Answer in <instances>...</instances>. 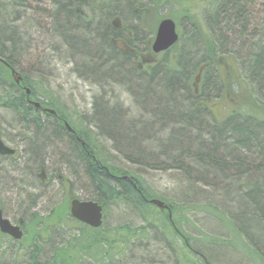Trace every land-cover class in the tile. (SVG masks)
Masks as SVG:
<instances>
[{
	"label": "trees",
	"instance_id": "1",
	"mask_svg": "<svg viewBox=\"0 0 264 264\" xmlns=\"http://www.w3.org/2000/svg\"><path fill=\"white\" fill-rule=\"evenodd\" d=\"M19 1L25 13L27 10L34 11L28 2L30 0H12L10 4H19ZM82 1L84 0H49L47 6L52 13L47 8L38 10L37 13L55 22L56 35L67 41L63 45H67L78 60L86 62L92 76L104 75L102 69L107 68L110 74L106 76L115 79V83L121 87H128L134 101L139 103L138 105L136 102L137 107L153 118L150 123L137 124L134 121L133 125L125 118L118 105H111L102 98H97L93 116L87 122L88 126L94 124L98 129V136H106L119 150L128 153L137 164L156 159L142 151V144L147 143L148 149L159 151L161 158L169 162L164 170H180L182 188L192 190L196 184H209L212 185L214 193L223 190L222 195L219 194V201L227 203L233 212L236 211V197H243L247 207L243 210L237 209V216L243 218L244 215L249 221L248 225L258 229L257 237L251 238L256 239L261 248L263 247L262 252H258L257 246V251L250 247L249 255L259 260L261 254V259H264V98L261 101L263 103H259L256 98V95L264 97V0L260 1L258 16L253 8L256 5L255 0H207V7L205 0H202L199 2V19L188 12L181 19L179 10L183 8L182 0H144L148 4L145 6L149 15L146 19L143 11L139 10L140 7L135 8V3L141 0H111L105 12H91L90 17L84 19L74 9V5H81ZM166 4L172 10L171 15L161 12ZM117 11L121 13L125 24L133 21L137 23L138 29H144H141L139 35L136 31L135 37L121 38L126 42L129 51L121 50L105 35L108 32L107 18ZM95 15L100 16V20L99 25L93 28ZM165 16L173 18L179 26L182 21H187L191 25L190 30L185 32L182 28L185 33L180 34L172 47L160 53L165 54L162 59L148 60L149 56H155L151 51L153 36L149 28L155 30L158 22ZM74 19L86 25L84 31L94 40L90 38L84 41L79 34H71L82 29L81 26L72 25L71 21ZM149 19L154 21L149 22ZM6 22L2 20L0 26V42L14 37V30L5 26ZM7 32H10V36L6 35ZM1 46L0 43V106L18 118L17 125L22 132L31 134L25 140L29 145L25 167L14 168L12 172L18 173L19 179L23 176H38L37 172L40 173V169L44 168V157H48L45 146L54 147L60 167L67 170L69 175L79 174L85 180L83 188L92 197L86 200L96 201L104 208L110 204L128 206L139 213L143 225L138 228L127 227L130 236L123 243L124 251L123 247L118 250L115 249V235L109 237V234L99 228L89 229L75 220L71 225V218L65 215V203L56 204L50 209L48 216L35 213L33 221L30 220L38 224H32L35 227L30 236V246L36 249H32L31 256L25 257L28 255L26 246L12 248V244H18L11 242V256L9 258L4 255L2 250L0 264H74L69 258L73 254H69L72 247L76 245L81 255L90 244L98 247L99 255L90 251L86 255L95 259L98 264H111L113 256L117 257L115 264H123V261H118V257L125 252L131 239L137 236V231L142 232L141 237H144V233L151 228L159 234L158 238L152 239L154 252L140 249L144 255L138 256V262L129 261L125 264H139V261L140 264H168L169 261H173V264H213L203 250L194 248V238L183 230V221L180 220L183 213L197 209L206 210L210 205L187 204L179 207L162 200L169 210H150V207L156 206L149 200L157 195L148 191L135 174L107 162L105 153L96 141L91 140L92 132L88 130L90 127L81 128L71 124L59 103L54 99L46 100V96L43 101L40 100V105L53 109L56 114L43 113L52 116L50 124L41 120L42 113L32 103H28L27 95L23 91L24 86H27L32 89V95L28 98L34 99L36 96L30 79L17 74L21 76V80L15 82L10 69L18 72L10 58L4 55L5 51ZM104 50L115 61H128L132 67L125 69L121 63L118 67H107L100 63L99 61L103 62L102 57L106 56ZM170 53L172 55L168 56ZM118 56L119 59L116 58ZM94 58L97 63H94ZM136 71L144 72V77L138 78V83L134 84L132 79ZM118 75L122 78H118ZM155 89L160 95L156 94ZM230 91L235 92L232 96L233 102L223 106L228 111L224 116H216L212 109L213 102H219L223 96L230 97ZM63 120L68 122L74 132L70 133L66 129ZM47 134H50L51 139L45 138ZM77 137L84 141L85 148L81 147ZM59 146L62 147L61 151ZM256 162L259 164L256 165ZM124 176L130 180L124 179ZM19 179L17 185L11 182L6 184L8 189L14 191L23 186V180ZM66 181L69 179L61 176L59 182L62 188H65ZM198 192L196 189V193ZM25 198L26 202L29 201V204L25 202L26 205L33 208L34 199H29L27 195ZM177 209L179 213L175 214ZM227 223L233 227L231 224L235 222L230 219ZM38 226L46 232L54 227L57 228V233L59 229L70 233L71 228L79 232L74 237L70 236L71 238L68 233L70 240L60 242L57 235L43 238L41 233H37L35 236L36 231L40 230ZM36 238H39L40 246ZM209 240L215 243L218 241ZM39 255L43 260H38Z\"/></svg>",
	"mask_w": 264,
	"mask_h": 264
},
{
	"label": "rangeland",
	"instance_id": "2",
	"mask_svg": "<svg viewBox=\"0 0 264 264\" xmlns=\"http://www.w3.org/2000/svg\"><path fill=\"white\" fill-rule=\"evenodd\" d=\"M11 1L12 0H0V26L2 24V20H4L7 21V24L4 23V25H7L9 29L14 30V37L0 42L2 45L1 47L5 51L4 55L10 58L12 65L18 74L25 75L30 79L31 84L33 85L32 87L36 92V96L40 100L43 101L44 96H46V100L48 101L51 99L57 101L60 109H62L68 116L70 123L81 128L88 126L87 122L88 119L90 120L93 116L94 103L97 98H102L103 101H106L111 105H118L121 111L124 112L125 118H127L133 125L134 121L137 122V124H145L153 121L152 117L143 113L137 107L138 101H134L135 99L131 95L128 87H121L115 83V79H111V77L106 76L110 74L109 71L106 70L107 68L102 69L105 73L104 75L98 74L92 76V72L90 68L86 66V62L82 59L78 60L73 52L69 50V47H67V45H63V42L67 43V41L56 35L54 31L56 28L55 22H53L51 18H46L44 15L42 16L37 13L38 10H42L43 8H47L52 13L50 7L47 6L49 4L46 1H40L41 3H38L36 0L28 1L34 11L31 12L27 10L26 13L20 6L21 1H19V4L14 5L10 4ZM260 1L261 0H255L256 5L253 7L257 16L260 10ZM98 2L93 0L89 1L88 6L86 5L85 8L88 14L91 12L93 14V12L96 11L105 12L104 10L107 9L108 5H102ZM207 2V0L204 2L206 7L209 6V3L207 4ZM139 3L142 2L140 1ZM170 9V7L165 6L161 9V12L169 13L171 15L172 10ZM93 19L97 22L100 20V16L95 15V18L93 17ZM153 21V19H149V22ZM71 22L74 27L81 26L83 29L74 31L71 34H79L78 36L84 39V41H86L85 39L88 40L90 38L91 40H94L91 35H87L86 31H84V28H86L84 23L77 22L76 19ZM180 26L185 32L190 30V24L187 21H182ZM249 30H251V28ZM9 34L10 32L6 33L7 36H10ZM104 52L106 53V56L102 57L103 62H99L106 64L107 67H118L119 63H121L123 67L125 66V69L132 67L130 66L131 64L129 65L128 61L125 63L121 62L122 59H119L120 56L116 57L119 60L115 61L107 54V50H104ZM9 54H11V56ZM164 55L160 53L155 54L154 58L153 56H149L148 60H160ZM170 55H172V53L168 56ZM95 62L97 63V59L94 63ZM82 65H85L84 68H82ZM85 69L87 70V73L84 72ZM89 72L91 74H89ZM117 77L122 78L120 75ZM141 77H144V72L136 71V73L133 74L132 82L137 84L138 78ZM131 89L133 91L135 90L132 86ZM155 92L157 95H160V92L156 89ZM233 92L230 91V97L223 96L219 102L216 101L217 103H210L213 106L212 109L215 111L216 116H224L226 114L228 108L223 106L225 103L230 104V102H233ZM256 98L259 103H263L261 102L264 98L263 96L256 95ZM141 107L143 108L144 106ZM41 116V120L45 123L50 124L53 120L52 116H47L43 113ZM17 120L18 118L9 110L0 106V131L5 133L4 135L6 138H10V142L11 139L16 138V143L19 145L18 149L21 152L20 158L23 162L21 168L23 169L25 167L27 159L26 152L28 151L29 145L25 141L26 138L20 142L18 140V136H22L25 133H23L21 127L17 125ZM93 125L94 124L88 126L90 127L88 130L92 132L91 140L92 142L96 141V144L103 151V153H105L107 162L135 174V176L142 181L148 191L152 193L154 192L157 195L156 198L161 199V201H170L173 205L179 207L187 204L210 205V207L206 210L197 209L188 213H183L180 220L183 221V230L194 238L192 241L194 248L198 251L203 250V253L209 256L213 264H264V259H261V254L259 257L257 256L260 258L259 260L257 258L253 259L250 257L252 255H249L251 248L254 250L258 248V252H262L263 247L261 248V245L256 241V239L253 240L254 237H257L258 229L248 225L249 221L244 218V215L243 218L240 215L239 217L237 216V209L243 210L247 207L245 206L247 203L243 197H236V211L233 212L227 203L219 201L221 198L219 194L222 195L223 190H220L218 193H214L212 185L209 184H196L192 190H187L184 187L182 188V186H180V170L172 168L164 170V168L168 165L166 163L169 162H166L163 158H161L162 156L159 155V151L156 152L151 148L148 149L147 143H144V145L142 144V151H146L152 158L155 157L156 159H148L145 160L146 163L141 161L137 164L131 159V157L128 156V153H124V151L119 150L115 146L114 142L109 141L106 136H98V129ZM168 131H164V133H167ZM26 135L27 138L28 136H31L30 133H27ZM45 138L51 139L50 134H47ZM64 139L65 141L67 140L66 137H64ZM48 146L49 145L45 146V148L47 147L46 153L48 157H44L45 160L43 161L45 174L47 175L44 183H40L37 175L32 174L33 176L31 178L29 176H23V187H21V189H23L24 193H0L1 196H8V198H5L7 201L4 203L6 213L13 214L15 216L16 212L19 211L18 205L16 204L17 198H20L21 203H23L21 209L25 214V224L22 245H25L28 248V255H25V257L31 256L30 252L32 249H36L35 247L30 246V236L35 227H33V225H38L36 224L37 222L32 223L30 221L32 220L34 214L39 213L41 215L48 216V213L50 209L53 208V205H62L64 203L65 210L68 211L69 199L66 198L65 200L64 198L65 195L62 192V186L59 182L61 176L67 177V179L72 182L74 190L73 195L75 197H79L80 199L92 198L90 192H85V180L79 174H77V176L74 174L72 176L69 175L67 170L60 167L59 161H57L56 158V153L54 152L55 148ZM59 148L61 151L62 147L59 146ZM15 162V164H11L14 165L15 168L17 167L19 169V161ZM258 164L259 163L256 162V165ZM12 170L11 177L6 178V183L10 184L9 182H11L14 185H17V181L19 179L18 173L16 174V172H12ZM242 182L244 181L242 180ZM6 187L7 186L5 184V188ZM196 189L199 190L198 193H196ZM26 195L29 199H34L35 206L33 208L26 205V203L29 204V201L26 202ZM29 195H31V197H29ZM231 198H233V195H231ZM150 208V210H155V212L160 209L157 205L156 208ZM177 210L178 211L175 210V214L179 213V209ZM134 211V209L132 210V208L122 204H110L104 208L105 215L103 224L99 230L109 234V237L113 235L117 237L115 249L120 250V248L124 246L123 243L125 240L129 238L130 234L127 227L138 228L143 225L141 216L139 213ZM212 211H216L217 214ZM175 214H173L174 217ZM65 215L67 216V214ZM230 219L235 222L231 224L234 228L227 223ZM38 228L40 230L36 231L35 236L37 233H41L43 238L57 235L60 242H67L69 232L66 233L65 231H62V229H59V233H57L56 227L50 228L47 232L39 226ZM71 230L72 231H70L69 237H74L79 232H77L75 228L74 230L71 228ZM148 230L149 231L144 233V237H141L143 234L142 232L137 231V236H134L133 239H131V243L127 249H125V252L118 257V261H123V264L128 263L129 261L137 263L140 259L138 256L140 254L144 255V252L140 251V249H147L154 252L155 247L152 246V244L154 245L152 239L158 238L159 234H156L157 230H154V228ZM239 236H241V239ZM251 236L253 238H251ZM36 239V242L40 246L41 242L39 238ZM206 239L208 240L207 242L204 241ZM209 239H217L218 241L215 243ZM129 241L130 239L127 242ZM71 242L73 243L74 240L72 239ZM210 244L212 246H210ZM156 245L158 246L157 242ZM17 246L18 245L14 244L11 245L12 248H17ZM72 249L74 250L71 252L76 256H69V258L73 263L98 264L95 259H92L88 254L86 255L87 251H90L92 254L99 255V249L97 246H93L92 244L86 246L83 252H81V255L80 252L77 251L78 249L76 245L73 246ZM24 250L25 248H23L22 251ZM11 252L12 250L10 251V249H5L4 255L10 258ZM71 252L69 251V254H71ZM41 259L43 260L41 255H39L38 260ZM116 259L117 257L113 256L111 264H115ZM65 261L69 262L68 260ZM140 263L141 262L139 261V264ZM168 264H173V261H169Z\"/></svg>",
	"mask_w": 264,
	"mask_h": 264
},
{
	"label": "flooded vegetation",
	"instance_id": "3",
	"mask_svg": "<svg viewBox=\"0 0 264 264\" xmlns=\"http://www.w3.org/2000/svg\"><path fill=\"white\" fill-rule=\"evenodd\" d=\"M36 1L39 3L40 1L43 2L44 0H36ZM89 1L90 0H84V1H82L81 5H79V4L74 5L75 11L77 13H79V15L82 16L84 19H87L88 17H90V14H88L87 11L85 10V5H87L89 3ZM93 1H99L98 3L107 6L108 4H110L111 0H93ZM143 1L144 0H141L142 3H139V1L137 3H135V8L140 7L139 10L143 11V17L146 19L149 15H148V10L146 11L147 8H145V6L148 4H146ZM182 1H183V8L179 10L181 19H182V16L184 15V13L187 14L186 12H188L191 16H193V15L196 16V18L199 19V14H200L199 7L201 4L199 2H201L202 0H182ZM46 2L49 3V0ZM165 6L168 7L167 4ZM139 15L141 16L142 14H139ZM166 17H169V16H165L163 18H166ZM163 18H161V20ZM106 21H107V25H108V27H107L108 32L105 35L109 36L111 38V42L115 46L123 48L124 51H129V47L126 46V42L121 38L135 37L136 31H137V35H139V32H141V29L144 31V29L142 27H141V29H138L139 27H138L137 23H135L133 21L129 24H125V22L122 18V15L119 11L112 13L110 15V17L107 18ZM156 28H157V26L155 27V30H151L149 28V30L151 32L150 33L151 36L155 35ZM176 29H177L178 35L180 36V34L183 32L182 27L178 26V24L176 23ZM115 37H117V39ZM10 71H11V69H10ZM26 88H29V87L24 86L23 91L25 94L27 93ZM30 90H32V89H30ZM26 95H27L28 103L30 105H31V101H36L39 103V106L36 108L39 109L41 113H46V114L48 113L46 111V109H50V108H48L47 106H41L40 105V99L37 96L33 97L35 100H32V99L28 98L32 95L31 93L26 94ZM69 132L72 133L71 131H69ZM4 134H5L4 132L0 131V140L2 141V143L6 147L14 150V152L13 153H0V188H1L0 193H11V192L13 193L14 191H15L14 193H24L23 189H21V187H23V186H20V188L18 187L14 191H11L10 189H8V187L5 188V184H7L6 178L11 177V170L15 168V166L12 164H15L16 163L15 161H19L18 164H19V168L21 169V165L23 162H22V159L20 158L21 152L18 149L19 145H18V143H16V138L11 139V142H10V138L9 137L6 138ZM25 138L27 139L26 134H23L22 136H20V135L18 136L19 142L24 140ZM13 140H15V141H13ZM21 157H22V155H21ZM24 163H25V161H24ZM38 176H39L40 181L42 183H44L47 175L45 174V169L43 167L40 169V173H38ZM19 180H22V178L20 177ZM62 192L65 195L64 196L65 200H66V198L69 199L68 211L66 212L67 217H69L70 216V214H69L70 201L73 198H75V196L73 195V193H74L73 184L70 180L66 181L65 188H62ZM5 198H8V196L4 197V196L0 195V211H1L2 217L5 219H8L11 224L16 225V226L18 225L20 227V229L22 230L23 234H22V237L20 239H14L9 234H6V233H3L0 231V255H1L2 250H3V253H5V249H8V250L10 249L11 242H13V243L16 242L18 244V246L22 245L23 237H24V224H25L24 216H25V214L21 209L23 206V203H21L20 198H17L16 204L18 205L19 211H17L15 216H14L13 214H9V213L5 212L4 203L7 201V200H5ZM23 202H24V200H23ZM59 210H62V208L59 207ZM69 240L70 239H67V241H69ZM22 246H25V245H22ZM73 250L74 249H72L71 251H73ZM73 256H76V255L73 253L71 257H73ZM77 257H79V256H77ZM74 264H77V262Z\"/></svg>",
	"mask_w": 264,
	"mask_h": 264
},
{
	"label": "water",
	"instance_id": "4",
	"mask_svg": "<svg viewBox=\"0 0 264 264\" xmlns=\"http://www.w3.org/2000/svg\"><path fill=\"white\" fill-rule=\"evenodd\" d=\"M178 38L179 36L176 31V24L174 20L171 18H164L159 22L156 28V32L151 44V50L154 54L166 51L178 41ZM12 76L17 83L21 79L20 75H15L14 70H12ZM32 104L35 107L39 106L38 102L32 101ZM46 111L48 113H55V111L52 109H46ZM65 126L69 131H73L68 123L65 122ZM13 152L14 150L6 147L0 140V153ZM124 179L130 180L127 176H124ZM150 202L157 205L160 209L168 207L163 203V201L159 199H151ZM102 210L103 207L98 202L93 200H80L78 198H73L70 201L69 212L71 216L94 228H97L102 224ZM0 231L9 234L14 239H20L23 234L18 225H13L8 219L2 217L1 211Z\"/></svg>",
	"mask_w": 264,
	"mask_h": 264
},
{
	"label": "bare ground",
	"instance_id": "5",
	"mask_svg": "<svg viewBox=\"0 0 264 264\" xmlns=\"http://www.w3.org/2000/svg\"><path fill=\"white\" fill-rule=\"evenodd\" d=\"M95 22V21H94ZM99 20L97 21V22H95V24H94V26H93V28H96V26H98L99 25ZM120 48V47H119ZM121 50H123V48H120ZM28 90V92L26 93V94H30L31 93V90L29 89V88H26V91ZM32 100H35V99H32ZM37 100V99H36ZM33 102H36V101H33ZM31 103H32V101H31ZM49 115H55L56 114V112L55 113H48ZM63 122V124H65V122L66 121H62ZM66 123H68V122H66ZM77 140L79 141V143H80V145H81V147L82 148H85V143H84V141L82 140V139H80V138H78L77 137ZM82 141V142H81ZM101 205V204H100ZM102 206V205H101ZM103 207V206H102ZM69 214H70V212H69ZM104 207H103V210H102V224H103V219H104ZM68 218H71V220L72 221H69V223L71 224V225H73L72 223H73V220H75L76 222H78L79 224H81V225H85V226H87V227H89V228H93V229H96V228H94V227H91V226H89V225H87V224H85V223H83V222H81V221H79V220H77L76 218H74V217H72L71 216V214H70V216L68 217ZM102 224L99 226V227H97V228H100L101 226H102Z\"/></svg>",
	"mask_w": 264,
	"mask_h": 264
}]
</instances>
